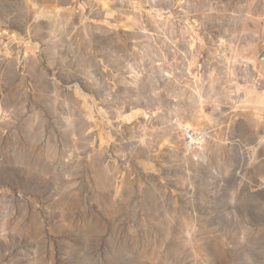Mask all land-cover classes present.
<instances>
[{"label": "clouds", "instance_id": "clouds-1", "mask_svg": "<svg viewBox=\"0 0 264 264\" xmlns=\"http://www.w3.org/2000/svg\"><path fill=\"white\" fill-rule=\"evenodd\" d=\"M21 4L0 21V264H264V0Z\"/></svg>", "mask_w": 264, "mask_h": 264}, {"label": "rangeland", "instance_id": "rangeland-1", "mask_svg": "<svg viewBox=\"0 0 264 264\" xmlns=\"http://www.w3.org/2000/svg\"><path fill=\"white\" fill-rule=\"evenodd\" d=\"M227 0H207V5L213 8H218L220 4H226ZM236 0H232V4L228 5L229 9L235 7ZM22 8L21 0H0V21L14 22L20 18V9ZM218 17H210L205 22V27L202 30V35L207 32L215 40L217 35L222 32L223 27L227 26L225 21L223 25L216 24ZM219 29V30H217ZM207 43V36H204ZM260 60H264V53H261ZM209 176L206 174L201 178L200 184L204 189V194L207 197L206 205L201 210L204 221L209 227H214L217 230H222L226 225L225 213L229 210L227 205V191L224 189H209ZM235 255V253L233 254Z\"/></svg>", "mask_w": 264, "mask_h": 264}]
</instances>
